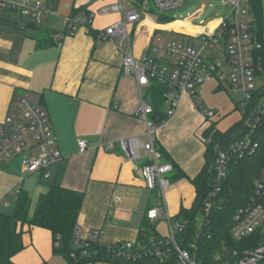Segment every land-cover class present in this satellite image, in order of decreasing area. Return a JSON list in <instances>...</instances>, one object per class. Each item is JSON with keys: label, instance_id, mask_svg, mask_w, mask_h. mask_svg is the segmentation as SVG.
<instances>
[{"label": "crops", "instance_id": "obj_1", "mask_svg": "<svg viewBox=\"0 0 264 264\" xmlns=\"http://www.w3.org/2000/svg\"><path fill=\"white\" fill-rule=\"evenodd\" d=\"M4 1L31 6L39 2L47 13L35 28L24 29L23 23L22 27L14 23L0 26V123L14 111L20 95L31 96L47 111L62 158L49 167V179L38 174L22 177L27 155L0 163V214H9L14 206V190L18 185L34 205L47 185L56 184L84 195L76 223L79 239L102 230L99 241L107 247L134 243L146 211L156 205L157 198L145 187L140 171L145 160H130L118 147L111 151L104 149L109 143L131 136L147 141L145 122L136 116L140 104L136 78L124 74L121 68L128 44L126 41L120 44L118 37L103 38L104 30L121 20L118 13L103 12L117 0ZM200 11L188 19L195 18ZM157 13L150 8L139 23L129 26L136 58L146 55L159 32L182 38L191 31L189 23L158 22ZM12 18L25 21L18 15ZM70 19L79 25L71 35L64 36L62 32L67 30L66 22ZM45 30H53L51 36H63L61 45L36 49L35 38L43 36ZM260 65L264 72L263 64ZM141 90L150 104L149 88ZM204 121L192 99L182 95L176 110L156 130V145L164 152L159 164L174 162L188 179H194L204 165ZM82 140L89 143L85 153L78 150V142ZM188 179L171 183L167 188L165 212L155 220L156 226L164 218L166 221L175 218L180 209L193 207L196 189ZM23 232L24 248L13 257L14 264L65 262L52 253L50 231L24 226Z\"/></svg>", "mask_w": 264, "mask_h": 264}, {"label": "built area", "instance_id": "obj_2", "mask_svg": "<svg viewBox=\"0 0 264 264\" xmlns=\"http://www.w3.org/2000/svg\"><path fill=\"white\" fill-rule=\"evenodd\" d=\"M149 1L137 4L134 0H128L132 8L127 10L122 0H117L103 11L121 15L119 22L104 30L103 38L118 37L120 44L123 41L128 44L127 50L123 53L121 68L124 74L136 78L140 92L136 116L144 120L147 137L146 142H141L138 136L122 138L109 143L104 149L111 151L118 147L130 160H145L140 168L145 187L157 198L156 205L146 211V219L152 223L164 215L165 192L171 185L173 167L171 164L158 162L161 156L156 145V130L159 126L151 119L153 108L145 101L141 88H150L156 82L166 85L167 92L164 98L166 106L169 107L167 115L176 110L182 95H188L194 108L205 121H209L215 115L196 97L197 87L205 81L215 78L224 90L242 97L237 107L245 118L247 116L244 123L245 131L237 130L229 135L225 142L214 143L212 168L215 179L210 192L212 197L220 191V184L227 176L230 161L243 157L256 147L251 134L259 112L264 111L262 108L264 98L255 106L249 117V104L252 93L256 90L253 76L256 75V70L261 71L258 56L261 44L251 29L253 20L250 13L251 0H226L225 5L229 8L225 15L209 18L199 26H190L191 31L185 32L179 41L158 40L157 46L150 47L145 56L136 58L131 49L129 26L139 23L142 15L148 13L150 9L148 3L152 5L154 11L165 14L167 10L181 6L185 0ZM46 13V9L39 2L31 6L28 3L16 4L0 0V18H8V14L18 15L25 21L38 25ZM78 25L77 22L68 20L67 32L73 33ZM187 25L185 24V27ZM172 28L176 30L175 27ZM62 38L63 36H56L58 46L61 45ZM206 142L209 143L211 140L206 139ZM88 149L87 141L78 142L80 153H85ZM22 155H27L23 162L22 177L38 174L43 179L50 178L49 167L62 158L53 139L47 111L24 94L18 97L14 111L0 123V163L12 161ZM19 189L20 185L14 192L17 193ZM211 206V202H206L205 210H209ZM168 222L169 237L164 240L165 242L159 241L154 247L155 256L160 258V262H164L167 257L165 250L160 247L165 244L168 246L167 252L170 251V247L173 249L177 264H264V171L256 182L255 195L245 208L238 210L230 230L236 242L243 245L244 241V247L239 249L238 246L221 245L206 261L205 256L199 254L201 251L199 240L201 236H205V224L201 223L198 226L191 239L183 240L186 224L184 222L173 224L169 219ZM74 231L78 237L76 227ZM102 235L103 231L99 230L90 234L87 239L95 240ZM117 245H121L120 250L129 251L134 243H116Z\"/></svg>", "mask_w": 264, "mask_h": 264}, {"label": "trees", "instance_id": "obj_3", "mask_svg": "<svg viewBox=\"0 0 264 264\" xmlns=\"http://www.w3.org/2000/svg\"><path fill=\"white\" fill-rule=\"evenodd\" d=\"M137 4L143 3L145 0H134ZM149 1V0H147ZM150 2V1H149ZM149 7L152 8L150 3ZM150 11V9L148 10ZM152 12V11H151ZM250 13L253 16L251 29L257 41L261 43V50L258 51L262 56V64L264 67V45L261 41L259 26L262 27L263 22V6L262 0H251ZM158 22L174 21L165 14L157 13ZM8 18H0V26H9L14 23L15 26L22 28L38 27L31 21H14L11 14ZM22 20V19H21ZM256 32H254V29ZM53 30H45V34L35 38V48L45 49L57 45L56 36L52 35ZM64 36L72 33L63 31ZM259 71H256V75ZM167 87L161 83H154L149 88L150 104L153 108L151 119L156 121L158 126L166 122L170 115L163 112L165 104L164 94ZM196 98V97H195ZM264 98V90L260 92L255 90L252 93V100L249 104L250 111L254 112V108ZM238 102H235L237 107ZM264 110V107H262ZM251 112V113H253ZM251 116V115H250ZM238 129L242 132L246 127L245 116ZM254 119V118H253ZM255 128L251 136L256 143V147L252 151L246 153L241 158H233L227 169V176L220 184V191L212 197L210 192L214 185V169L212 163L214 160V143H213V125L206 128L203 133L204 138L210 139L211 142L205 141L206 151L204 154V165L201 172L194 178L188 179L181 168L171 162L173 172L170 177L171 183L182 179H188L196 189V198L191 209H180L179 214L171 219L174 223L186 224V229L182 235V239H191L198 225L195 223L196 214L201 211L204 214L205 236H201L199 240V254L205 256V260L213 256V251L221 245H229V247H244L236 242L231 236V228L235 222V216L238 210L245 208L255 195L256 182L262 177L264 171V111L259 112ZM218 137L223 138L218 134ZM228 137V136H227ZM219 139V138H218ZM160 156L164 155L162 149L157 147ZM16 199L12 214H0V264H14L13 257L21 252L24 248L22 236L24 226L38 227L46 229L52 234V253L61 256L67 264H87L93 262H108L119 264H177V257L173 249L167 252L168 246H160L165 250L167 257L164 262H160V258L155 256L154 247L159 241L165 242L156 232V224L145 219L134 242L132 249L129 251L120 250L121 245H111L109 247L103 245L99 238L95 240L79 239L75 235V227L80 213L83 201V193L79 191L64 189L56 184L47 185L46 191L39 194L34 205L28 193L19 189L15 193ZM206 202H211L212 206L209 210H205ZM152 207V206H150ZM32 209V212H31ZM165 257V256H164Z\"/></svg>", "mask_w": 264, "mask_h": 264}, {"label": "rangeland", "instance_id": "obj_4", "mask_svg": "<svg viewBox=\"0 0 264 264\" xmlns=\"http://www.w3.org/2000/svg\"><path fill=\"white\" fill-rule=\"evenodd\" d=\"M225 1L226 0H185L181 6L177 7L176 9L167 10L165 14H167V16H169L176 22L189 23L192 26H199L203 21H206L209 18L225 15L226 10L229 8L225 5ZM123 5L125 6V9H130L132 7V5L126 1L123 2ZM262 6L263 22L262 27L259 26V31L262 35L261 41L264 45V0H262ZM199 10H201V13L198 17L188 20L189 17H192ZM256 29L257 28L254 29V32H256ZM156 36L157 37H155L153 48L157 46L158 40L179 41L181 39V36L177 34H170L166 36V32H159L156 34ZM258 56L260 58V63H262V56L260 55V53H258ZM260 70L261 71H259L257 75H254L253 78L256 90L262 92L264 90V72L262 71V68ZM196 97L200 103L204 104L207 110H211L215 114L214 117L209 121H204L205 129L210 125H213L214 127L212 131L213 143L219 141L225 142L227 136L237 131L236 129H238V124H240L244 119L242 112L235 107V102H240L242 100V97L240 95L233 94L229 90H224L215 78L205 81L204 83L199 85L196 90ZM166 109L167 107L164 106L163 112L166 113ZM251 112L253 111H250L249 117L252 114ZM218 134H220V136H222L223 138L218 137ZM34 153L35 151L33 152V155ZM33 201H35V199H33ZM13 209L14 206L12 207V209H9V214L13 213ZM164 219L159 221L158 225L156 226V232L162 237L168 238L169 223ZM203 220L204 214L199 211L196 214L195 223L199 226ZM63 264H65V262H63Z\"/></svg>", "mask_w": 264, "mask_h": 264}]
</instances>
